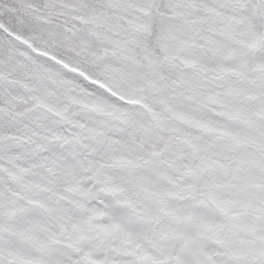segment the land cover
I'll use <instances>...</instances> for the list:
<instances>
[{
  "label": "snow or ice",
  "instance_id": "snow-or-ice-1",
  "mask_svg": "<svg viewBox=\"0 0 264 264\" xmlns=\"http://www.w3.org/2000/svg\"><path fill=\"white\" fill-rule=\"evenodd\" d=\"M0 264H264V0H0Z\"/></svg>",
  "mask_w": 264,
  "mask_h": 264
}]
</instances>
